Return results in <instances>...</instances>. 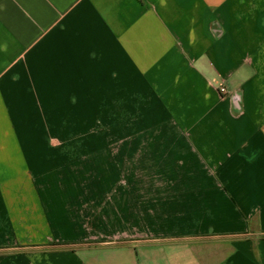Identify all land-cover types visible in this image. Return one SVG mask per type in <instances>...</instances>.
<instances>
[{"label":"crops","instance_id":"1","mask_svg":"<svg viewBox=\"0 0 264 264\" xmlns=\"http://www.w3.org/2000/svg\"><path fill=\"white\" fill-rule=\"evenodd\" d=\"M0 264H264V0H0Z\"/></svg>","mask_w":264,"mask_h":264},{"label":"built area","instance_id":"2","mask_svg":"<svg viewBox=\"0 0 264 264\" xmlns=\"http://www.w3.org/2000/svg\"><path fill=\"white\" fill-rule=\"evenodd\" d=\"M221 91H222V92H225L226 90H225V89H222Z\"/></svg>","mask_w":264,"mask_h":264}]
</instances>
